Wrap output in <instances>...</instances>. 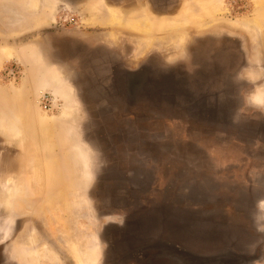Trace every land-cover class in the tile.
I'll list each match as a JSON object with an SVG mask.
<instances>
[{
  "label": "rangeland",
  "instance_id": "rangeland-1",
  "mask_svg": "<svg viewBox=\"0 0 264 264\" xmlns=\"http://www.w3.org/2000/svg\"><path fill=\"white\" fill-rule=\"evenodd\" d=\"M201 7L219 11L190 18ZM169 70L193 105L154 89ZM262 124L264 0H0V259L111 264L107 228L160 209L225 233L204 238L201 224L182 246L264 264Z\"/></svg>",
  "mask_w": 264,
  "mask_h": 264
},
{
  "label": "water",
  "instance_id": "water-1",
  "mask_svg": "<svg viewBox=\"0 0 264 264\" xmlns=\"http://www.w3.org/2000/svg\"><path fill=\"white\" fill-rule=\"evenodd\" d=\"M127 81V91L132 96L134 92L141 90V87L142 89L144 88L143 84L145 85L147 82L146 72L139 70L138 72L127 73ZM158 82L161 86L157 88V83L155 82L153 87H156L154 89H159L164 98L174 102L176 97L182 96L186 101L188 100V106L194 104L195 96L191 92L187 94L188 89L185 88L183 80L175 71L169 70L161 73ZM261 128L264 132V124H262ZM160 211V209H154L152 214H149L146 218L140 217L134 220H125L119 226L107 228V231L115 237L112 244L109 245L108 253L112 261L111 264H127L129 260L139 254L142 255L141 258H137L139 263L150 264L152 259L149 258L150 254L148 251H153L152 257L154 258L169 259L172 262H169V264H250L258 258L256 254L250 255L237 251L234 248L235 246L211 253L186 248L181 245V241L188 240L186 237L194 235L195 230L197 231L198 229L200 231L201 224L202 229L200 232H202L204 238L214 237L213 235H215L220 241H224L225 233L220 231V224L216 221L203 220L201 222L193 217L183 218L177 213L169 212V210ZM161 224L162 226L160 227ZM155 228L162 231H160L161 234L157 238L149 244L137 245ZM119 252L122 254L120 253L121 255L118 256Z\"/></svg>",
  "mask_w": 264,
  "mask_h": 264
},
{
  "label": "bare ground",
  "instance_id": "bare-ground-1",
  "mask_svg": "<svg viewBox=\"0 0 264 264\" xmlns=\"http://www.w3.org/2000/svg\"><path fill=\"white\" fill-rule=\"evenodd\" d=\"M29 5L31 6V7H33V9L34 10H36L37 9V4H36V2L35 1H32L31 3H29ZM96 8H98L97 7V5H96ZM192 12H190V14H189V16H190V18H194V19H198V20H202L204 17H206V16H210V14H212V13H215V12H217V11H219V9L217 8V7H214L213 9H211L210 7H201L200 9H198V10H196V9H193V10H191ZM107 12V11H106ZM198 12V13H197ZM220 13V12H219ZM37 12L35 11V13H34V16L36 17L37 15ZM108 15H109V18H108V21L111 23V24H126L127 26H132V27H135V28H138V29H140L141 31H144V32H148V31H150V28H151V25H152V23H150L148 20H146V19H141L140 18V20H136L137 18H135V19H132V18H130L129 20L128 19H125L124 17H122L121 15H119V14H117V13H115L114 11H112V10H108ZM33 16V15H32ZM134 17V16H133ZM193 19V20H194ZM252 22H254V21H252ZM251 22V23H252ZM174 24V23H173ZM173 24H171V23H165V26H164V28L166 27V28H172V27H174V25ZM248 25V24H247ZM251 26H254V28L256 27V28H258V26L260 25V24H258V23H253V24H250ZM259 30V29H258ZM254 51V50H253ZM70 112V111H69ZM68 114H70V113H68ZM71 115V114H70ZM69 115V116H70ZM69 116H68V118H66L65 120L67 121V119H69ZM72 117V116H71ZM71 136V135H70ZM82 148V147H81ZM79 149V154L82 156V157H86L85 156V152H83V150L82 149ZM87 155V154H86ZM14 191L15 190H13L12 192L14 193ZM12 193V194H13ZM15 194V193H14ZM12 196V195H11ZM6 231V230H5ZM35 248V247H34ZM29 251V255L32 257V259L34 260V264H41L40 263V258H39V255H38V253L39 252H37L36 250H27V252ZM29 257V256H28ZM96 257H98V256H96ZM95 257V258H96Z\"/></svg>",
  "mask_w": 264,
  "mask_h": 264
},
{
  "label": "crops",
  "instance_id": "crops-1",
  "mask_svg": "<svg viewBox=\"0 0 264 264\" xmlns=\"http://www.w3.org/2000/svg\"><path fill=\"white\" fill-rule=\"evenodd\" d=\"M150 30H152V25H151V28H150ZM208 49V48H207ZM219 53V52H218ZM79 122H80V120H79ZM80 131V130H79ZM81 133V132H80ZM79 134V132L77 131V135ZM170 230V229H169Z\"/></svg>",
  "mask_w": 264,
  "mask_h": 264
},
{
  "label": "flooded vegetation",
  "instance_id": "flooded-vegetation-1",
  "mask_svg": "<svg viewBox=\"0 0 264 264\" xmlns=\"http://www.w3.org/2000/svg\"><path fill=\"white\" fill-rule=\"evenodd\" d=\"M0 264H5V262L0 259Z\"/></svg>",
  "mask_w": 264,
  "mask_h": 264
}]
</instances>
